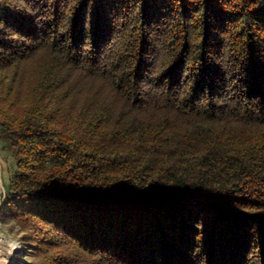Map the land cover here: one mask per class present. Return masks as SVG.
<instances>
[{
  "label": "trees",
  "instance_id": "16d2710c",
  "mask_svg": "<svg viewBox=\"0 0 264 264\" xmlns=\"http://www.w3.org/2000/svg\"><path fill=\"white\" fill-rule=\"evenodd\" d=\"M0 136L31 264H264V0H0Z\"/></svg>",
  "mask_w": 264,
  "mask_h": 264
},
{
  "label": "rangeland",
  "instance_id": "374dc122",
  "mask_svg": "<svg viewBox=\"0 0 264 264\" xmlns=\"http://www.w3.org/2000/svg\"><path fill=\"white\" fill-rule=\"evenodd\" d=\"M16 171L14 151L10 141L0 136V264H31L35 261L34 246L28 238V229L4 211L6 195Z\"/></svg>",
  "mask_w": 264,
  "mask_h": 264
},
{
  "label": "bare ground",
  "instance_id": "6f19581e",
  "mask_svg": "<svg viewBox=\"0 0 264 264\" xmlns=\"http://www.w3.org/2000/svg\"><path fill=\"white\" fill-rule=\"evenodd\" d=\"M0 188H1V178H0Z\"/></svg>",
  "mask_w": 264,
  "mask_h": 264
}]
</instances>
